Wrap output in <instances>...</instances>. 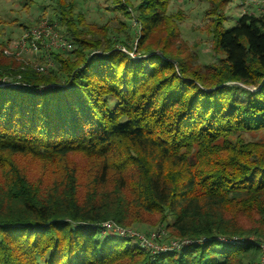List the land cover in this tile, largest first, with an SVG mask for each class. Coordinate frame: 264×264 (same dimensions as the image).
Segmentation results:
<instances>
[{"label":"trees","instance_id":"trees-1","mask_svg":"<svg viewBox=\"0 0 264 264\" xmlns=\"http://www.w3.org/2000/svg\"><path fill=\"white\" fill-rule=\"evenodd\" d=\"M109 1L130 20L137 16L142 57L117 47L133 49L126 22L124 36L94 38L74 4L56 0L50 20L76 47L53 50L49 72L19 69L21 84L0 81V264L254 261L264 241V10L223 28L233 0H200L209 4L224 56L195 67L193 53L183 58L168 42L147 44L166 25L170 0ZM169 28L170 37L180 33L176 24ZM237 83L254 89H241L239 99ZM72 152L102 159L82 197L76 172L57 170L42 191L11 160L32 154L60 162ZM151 213L162 215L158 229L204 240L151 254L128 245L132 239L102 233L105 221L130 225ZM231 237L251 240H223Z\"/></svg>","mask_w":264,"mask_h":264},{"label":"rangeland","instance_id":"rangeland-1","mask_svg":"<svg viewBox=\"0 0 264 264\" xmlns=\"http://www.w3.org/2000/svg\"><path fill=\"white\" fill-rule=\"evenodd\" d=\"M67 3L74 4V13H81V23L86 31L90 32L91 37L105 39L107 36H112L114 32H120L122 36L123 26L121 21L126 22L128 30H130V38L127 39L129 44L133 46L132 50L117 44L124 51L129 53L134 59H139L143 55L136 51L137 37L139 36V27L133 24L124 13L121 11L112 10V2L109 0H65ZM139 0H132V5L136 6ZM57 6L56 0H0V81L1 84L6 82L22 83L19 69L29 72H37L33 67V63L22 58H16L13 55H7L4 50L9 48L13 41L16 40L25 29L24 24L34 26L42 18L51 16L56 13L54 8ZM240 0H233L225 6L224 12L226 19L223 22V28H229L235 25L240 14ZM208 2L200 0H170L168 5V15L166 25L158 27L148 41L149 46L162 47L168 42V50L176 56L187 58L193 53V64L204 67V64L214 63L218 61V57L224 56L214 42L212 26L215 20L207 14ZM249 11L260 12L258 7L249 6ZM137 17V16H136ZM215 17V16H214ZM214 20V22L212 21ZM176 24V28L180 33L175 37H170V26ZM65 28L60 26V32L65 33ZM86 32V33H88ZM118 32V33H119ZM76 47L73 44L71 50ZM3 49V53H1ZM99 52V51H98ZM141 52V51H140ZM13 60L15 62H13ZM234 84V83H231ZM236 84V83H235ZM238 84V83H237ZM239 89L235 90V95L239 99L244 98V93L241 89H254V86L238 84ZM50 86V85H47ZM113 100V99H112ZM14 168H17L20 173L27 176V179L39 186L42 191H47L53 179L58 177L59 173L67 174L68 171L76 172L79 176L78 193L79 196L87 194L89 185L86 183L93 174L98 171L99 163L102 159L91 157L84 152H72L61 158V161H52L49 159H41L32 154H15L11 156ZM5 171L0 169V186H5L6 178ZM63 179V178H62ZM114 187V186H113ZM162 215L159 213L146 214L143 221L129 223L130 225H120L125 228H132L145 235L158 230L159 222ZM172 216L168 215L167 221H171ZM177 236H172L168 230L161 233L159 242L169 239H177ZM130 239V238H129ZM152 241V239H150ZM153 243L154 240L152 241ZM128 245L135 247L138 244L136 240H128ZM217 249H222V243H215ZM141 248V247H140Z\"/></svg>","mask_w":264,"mask_h":264},{"label":"built area","instance_id":"built-area-1","mask_svg":"<svg viewBox=\"0 0 264 264\" xmlns=\"http://www.w3.org/2000/svg\"><path fill=\"white\" fill-rule=\"evenodd\" d=\"M240 9L242 13L249 12V6H256L260 11L264 10V0H240ZM241 13V14H242ZM133 24L139 25V20L134 16ZM73 47V43L69 37L61 33L58 24L51 21L50 18H42L34 26L25 28L21 35L13 41L9 48H5L4 52L7 55H13L16 58L31 61L33 68L41 73L49 72L50 68L55 66V61L51 55L53 50L68 51ZM102 233H113L118 236L136 240V242L151 254L159 252L179 251L193 244L202 243L204 238H177L159 242V236L165 232V229H158L156 232H151L148 236L134 230L117 225L112 221L102 223ZM152 241L154 240L155 243ZM228 242L249 241L250 238H224ZM260 249V255L254 261L248 264H264V241L257 243Z\"/></svg>","mask_w":264,"mask_h":264}]
</instances>
